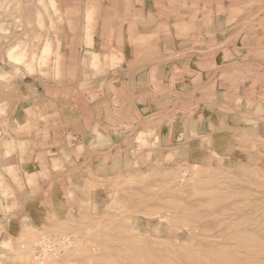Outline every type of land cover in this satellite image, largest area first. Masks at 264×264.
<instances>
[{
  "label": "rangeland",
  "instance_id": "1",
  "mask_svg": "<svg viewBox=\"0 0 264 264\" xmlns=\"http://www.w3.org/2000/svg\"><path fill=\"white\" fill-rule=\"evenodd\" d=\"M50 1L0 0V264H264V0Z\"/></svg>",
  "mask_w": 264,
  "mask_h": 264
},
{
  "label": "bare ground",
  "instance_id": "2",
  "mask_svg": "<svg viewBox=\"0 0 264 264\" xmlns=\"http://www.w3.org/2000/svg\"><path fill=\"white\" fill-rule=\"evenodd\" d=\"M53 1V0H52ZM52 1H50V2H52ZM53 3H51L50 5H52ZM53 6V5H52ZM16 48V46H12V47H10V48H8V50H7V52H6V57H7V60L9 61V63H18V62H20L21 61V59H22V57H23V53H22V51L20 52V51H16L17 49H15ZM92 55V54H91ZM90 55V57H91V59L93 58V56H91ZM26 59V58H25ZM24 61V57H23V60H22V62ZM21 63V62H20ZM19 63V64H20ZM28 64V63H27ZM30 64V63H29ZM22 66V65H21ZM26 66H28V65H26ZM23 67V66H22ZM31 66H29V68H30ZM27 69H28V67H27ZM48 234H46V233H42L41 234V236L40 237H38L39 239L38 240H40V242H42V237H44V236H47ZM64 239V238H63ZM66 239V238H65ZM68 240V239H67ZM66 240V241H67ZM70 240V239H69ZM58 241V240H57ZM60 241V240H59ZM34 242H36V241H34ZM39 241L37 242V244L38 243H40ZM64 242V241H63ZM70 243V242H69ZM7 243L5 242L4 243V245H6ZM34 244V243H33ZM36 244V243H35ZM37 244L34 246V248H33V250H35L36 249V247H37ZM55 245H56V240H55ZM60 245V244H59ZM63 245V244H62ZM68 245V244H67ZM66 245V246H67ZM7 246H8V244H7ZM25 245H21V247H24ZM61 248V247H60ZM65 248V247H64ZM32 250V249H31ZM44 251H45V254L47 253L46 252V250L44 249ZM34 253H35V255H36V251H34ZM54 253V252H53ZM34 255V254H33ZM32 255V256H33ZM54 255V254H53ZM44 256V255H43ZM38 257V256H37ZM51 257V256H50ZM34 259V258H33ZM37 259V258H36ZM48 259V258H47ZM41 260V259H40ZM33 262H34V260H32ZM38 261H39V257H38ZM49 261V260H48ZM40 263V262H39ZM49 263V262H48ZM37 264V263H36ZM41 264V263H40Z\"/></svg>",
  "mask_w": 264,
  "mask_h": 264
},
{
  "label": "built area",
  "instance_id": "3",
  "mask_svg": "<svg viewBox=\"0 0 264 264\" xmlns=\"http://www.w3.org/2000/svg\"><path fill=\"white\" fill-rule=\"evenodd\" d=\"M68 242V240L66 241V243ZM57 246L54 244V240H52V238L50 236H44L42 237V242H40L35 251L37 253L38 256H42L43 257V251L44 249H46L47 253L52 252V250H55Z\"/></svg>",
  "mask_w": 264,
  "mask_h": 264
}]
</instances>
